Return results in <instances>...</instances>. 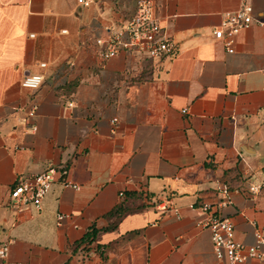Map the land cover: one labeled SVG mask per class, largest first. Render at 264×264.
<instances>
[{
	"label": "crops",
	"instance_id": "1",
	"mask_svg": "<svg viewBox=\"0 0 264 264\" xmlns=\"http://www.w3.org/2000/svg\"><path fill=\"white\" fill-rule=\"evenodd\" d=\"M119 1L0 0V243L14 264H229L192 206L218 208L246 245L264 228V187L246 191L264 181V27L240 29L232 52L212 32L244 3L264 21V0H149L178 48L158 67L99 54L134 14ZM31 74L35 90L21 86ZM61 163L79 189L56 182L40 207L11 206L17 176ZM120 203L125 215H106ZM92 225L89 251H73Z\"/></svg>",
	"mask_w": 264,
	"mask_h": 264
},
{
	"label": "built area",
	"instance_id": "2",
	"mask_svg": "<svg viewBox=\"0 0 264 264\" xmlns=\"http://www.w3.org/2000/svg\"><path fill=\"white\" fill-rule=\"evenodd\" d=\"M77 1L87 4L90 0ZM254 21H258L264 27V21L254 17L252 6L244 3L237 10L227 12L220 27L215 28L212 34L215 39L223 41L228 52H232L236 33L240 29L249 27ZM95 43L103 58L113 57L124 49L142 53L145 58L154 62L155 67L161 66L164 61L173 58L178 51L173 39L162 32L161 25L152 14V4L149 0H137L134 14L109 32L106 37L96 39ZM41 66H45V64L42 63ZM140 74L141 72L137 76ZM42 82L41 74H31L23 77L21 86L35 90L40 87ZM34 115L35 106H32L28 116L33 117ZM32 129L35 130V126ZM68 173L69 165L61 163L48 165L44 170L33 175L17 176L8 192L11 206L15 210L29 206L40 207L43 198L56 182L79 189L77 184H73L67 179ZM263 187L264 181L249 183L246 191L250 195H255ZM222 190L227 197L220 203V208L226 207L230 203L229 189L224 185ZM119 195L122 196L123 193H119ZM158 205H161L160 207L163 209L169 208L175 211V204L171 199L163 200ZM192 207L199 213L198 223L209 229L213 251L218 259L225 260L229 264L241 263L250 259L264 262V228L257 227L254 231V242L246 245L235 239L233 223L218 208H214L208 202H201ZM67 217L68 215L65 213H58L57 224L60 225ZM9 245V241L0 243V264H14L8 260ZM80 252L82 255L84 254V251L80 250Z\"/></svg>",
	"mask_w": 264,
	"mask_h": 264
},
{
	"label": "trees",
	"instance_id": "3",
	"mask_svg": "<svg viewBox=\"0 0 264 264\" xmlns=\"http://www.w3.org/2000/svg\"><path fill=\"white\" fill-rule=\"evenodd\" d=\"M148 75L147 71H142L141 74L138 76L139 79H142L144 76ZM128 208L125 207L122 203L115 206L110 212H108L107 216H115L117 219H120L123 215L127 213ZM115 227L114 224L110 225L103 230H110ZM99 230L92 225L84 234V236L74 244L73 251L82 250V251H89L91 245L96 240L97 234Z\"/></svg>",
	"mask_w": 264,
	"mask_h": 264
},
{
	"label": "rangeland",
	"instance_id": "4",
	"mask_svg": "<svg viewBox=\"0 0 264 264\" xmlns=\"http://www.w3.org/2000/svg\"><path fill=\"white\" fill-rule=\"evenodd\" d=\"M119 3L121 4V6H124L125 4L129 6L130 4H135L136 0H120Z\"/></svg>",
	"mask_w": 264,
	"mask_h": 264
}]
</instances>
